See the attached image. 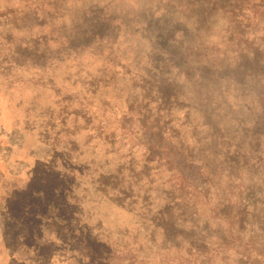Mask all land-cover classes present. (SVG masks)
I'll use <instances>...</instances> for the list:
<instances>
[{
	"label": "rangeland",
	"instance_id": "rangeland-1",
	"mask_svg": "<svg viewBox=\"0 0 264 264\" xmlns=\"http://www.w3.org/2000/svg\"><path fill=\"white\" fill-rule=\"evenodd\" d=\"M253 1L246 0V13ZM213 8L211 0H0V264L181 258L163 249L174 242L163 241L157 225L161 210L182 208L175 180L157 163L159 152L150 158L141 146L157 136L139 132L140 122L161 129L159 148L171 159L164 144L174 145L173 132L185 145L208 134L204 123L220 136L251 133L260 110L251 92L264 93V79L244 74L242 85L252 91L240 95V109L215 107L214 81L202 83L199 73L215 75L210 63L230 58L235 42L227 44L233 24ZM251 23L249 44L253 35L264 37V22ZM162 88L171 100L158 113ZM252 181L264 191L255 174ZM207 204L199 218L187 212L185 239L190 229L203 230ZM209 221L210 238L220 236L218 222ZM258 230L250 259L264 264ZM250 234L243 231L240 245ZM222 256L212 260L221 264Z\"/></svg>",
	"mask_w": 264,
	"mask_h": 264
},
{
	"label": "trees",
	"instance_id": "trees-1",
	"mask_svg": "<svg viewBox=\"0 0 264 264\" xmlns=\"http://www.w3.org/2000/svg\"><path fill=\"white\" fill-rule=\"evenodd\" d=\"M211 2L215 7L213 9H217L228 22L233 24V27L229 29L233 36L228 39L227 44L234 42L235 44L232 51L228 52L231 59L227 57L217 64L210 63L212 65L210 68L215 75L200 72L198 78L202 83L207 78L214 81L211 85L219 95L218 101L214 103L216 108L226 104L231 106V109L239 110L242 104L239 101L240 95L249 94L252 91V89L248 91L242 85L244 79H248L244 74L248 77L264 79V37L253 35L251 44L248 43V38H244L252 21L264 22V0L253 1L250 7L252 9H249L247 13L244 7L249 6V3H246V0H211ZM258 26L259 24L256 23L254 28ZM241 27L244 30H241ZM255 40L257 43L253 45ZM178 43L181 44V41ZM226 52L218 54L228 56ZM191 53L190 50L189 55ZM190 59L193 60V58ZM172 80L176 82L177 75H174ZM207 92L209 94L207 96H211L214 102V90L209 92L208 88ZM251 93L253 102L259 103L260 109L254 117L251 133L242 131L233 133L224 130L220 136L219 130L214 127L210 129V126L204 123L202 126L208 129V134L202 138H195L190 145H185L181 135L173 132L170 140L174 142V145L164 144V148L168 149L169 154L172 155L171 159L162 155V150L159 148L163 135L161 129L146 128L148 123L144 120L140 122L142 131L139 132L143 134L151 131L152 135L157 136L153 143L148 139H145V142L141 139L140 144L146 149L150 158L159 152L160 157L157 163L165 162L166 170L172 174L171 178L175 180L174 185L177 187L178 203L182 207L176 215L166 210L167 208L158 213L160 219L157 225L161 227L162 240L167 243L174 242L172 246L164 244L163 249L166 252L173 251L175 255H181L175 264H216L212 260L213 255H223L221 264L228 257H237L239 260L236 264L255 263L250 259V252L256 244L254 230L258 229L254 228V224L259 228L260 235L264 236V210L259 209L264 207V191L254 187L252 176L255 174L257 179H261L260 185L264 183V93L257 90ZM156 94L160 103L157 112L160 113V109H164L171 100V95L170 91H165V88L158 90ZM172 99L177 100V97L174 95ZM153 100L150 98L148 102ZM165 113H168V110H165ZM223 115L226 113L223 112L222 117ZM185 170H190L189 174H186ZM192 171H194L193 175ZM247 177L250 179L249 182H246ZM197 181L205 184L204 191H198ZM199 198L201 201L197 200ZM202 201L204 204H201ZM206 203H208L207 206L210 204L211 216L204 219L203 230L195 233L193 232L195 229L192 228L191 236L185 239L181 233L185 231L183 226L187 212L191 211L189 217H195L196 214L199 218L200 211ZM189 206L191 210H188ZM209 219L218 222L217 227L222 228L220 236L210 238L207 233ZM155 227L159 228L156 224ZM244 230L252 235L250 234L248 243L240 245V239L245 235H243ZM174 237L177 243L173 240ZM259 242L264 243V238H259ZM242 258H245L244 262Z\"/></svg>",
	"mask_w": 264,
	"mask_h": 264
}]
</instances>
